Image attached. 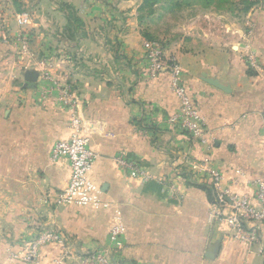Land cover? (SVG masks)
I'll list each match as a JSON object with an SVG mask.
<instances>
[{
  "label": "crops",
  "instance_id": "obj_1",
  "mask_svg": "<svg viewBox=\"0 0 264 264\" xmlns=\"http://www.w3.org/2000/svg\"><path fill=\"white\" fill-rule=\"evenodd\" d=\"M118 4L107 19L96 20L97 30H107L104 36L96 30L69 35L60 24L56 42L63 50L56 56L49 49L45 59L54 22H44V31L31 21L28 51L12 61L18 83L0 93V264H12L8 254L41 229L66 239L62 258L55 246L42 249L43 264H80L100 247L110 248L119 264H264L260 244L237 241L225 222L212 217L209 179L210 171L220 172L224 187L254 204L253 182L264 178V6L228 33L190 32L188 51L179 45L164 49L177 60L203 118L206 148L165 123L178 110L169 74L147 78L136 8ZM3 23L0 38L4 30L11 37L20 32ZM249 51L259 58L257 71L245 62ZM27 72L37 74L33 88L24 80ZM53 83L70 89L97 154L88 178L98 191L85 207L56 203L69 166L64 159L50 162L49 154L69 138L70 113ZM119 154L150 178L142 182L118 168L113 158ZM202 187L211 190L213 201ZM115 224L122 235L110 243Z\"/></svg>",
  "mask_w": 264,
  "mask_h": 264
},
{
  "label": "built area",
  "instance_id": "obj_2",
  "mask_svg": "<svg viewBox=\"0 0 264 264\" xmlns=\"http://www.w3.org/2000/svg\"><path fill=\"white\" fill-rule=\"evenodd\" d=\"M31 22L28 13H21L16 18L20 28L15 36L21 53H27L29 40L24 28ZM0 34H3L0 28ZM5 34V32H4ZM5 35L3 39H5ZM144 58L146 61V76L155 79L162 73L170 77V90L178 102V110L170 115L165 123L186 134L192 140L208 148V137L204 133V121L198 109L188 94L184 83L182 70L177 60L166 56L164 49L157 41L144 43ZM245 62L249 69L259 70L260 62L256 53L249 51L245 55ZM47 79V76L44 75ZM53 88L60 95V100L68 108L70 116L68 128L69 138L56 142L50 149V162L56 163L61 159L67 161L69 178L66 186L56 196V203L65 206L85 207L93 201L98 189L89 180L88 173L97 159V154L90 147V139L84 133L81 119L76 113L74 101L67 86L53 83ZM48 90V89H46ZM52 91V90H51ZM264 128V126H263ZM141 132V130H140ZM145 133V132H144ZM114 162L131 178L147 181L150 177L131 159L123 154L116 155ZM210 185L214 194L211 215L217 220L225 222L232 231L234 239L249 246L260 244L259 252H264V178L254 180V204L248 197L233 193L223 186V176L220 172H209ZM122 235V226L113 225L108 232V241L115 243ZM66 239L55 230L41 229L28 243L19 245L11 251L7 260L12 264H43L42 249L55 246L59 249L61 258L65 254ZM60 259H54L52 264H59ZM80 264H119L113 259L112 251L107 247H100L80 258Z\"/></svg>",
  "mask_w": 264,
  "mask_h": 264
},
{
  "label": "rangeland",
  "instance_id": "obj_3",
  "mask_svg": "<svg viewBox=\"0 0 264 264\" xmlns=\"http://www.w3.org/2000/svg\"><path fill=\"white\" fill-rule=\"evenodd\" d=\"M110 1L108 3L107 0H70L66 2L64 0H18L17 5L13 6L11 0H0V24L3 25V22L6 21L13 27L15 24V27L19 28L16 18L21 13H28L30 20L41 24L40 28L44 31L49 28L47 26L43 29L44 22H54L48 31L50 37L53 38L49 44L51 47H47L48 49L41 56L44 58L49 49L51 53L58 56L60 50H63L59 42H56L58 40L56 35L60 34L58 29L61 28L60 24L67 27L69 23L74 31L72 35L83 37L86 32L93 34L96 30V34L104 36L107 34V30H97L96 20L107 19L109 13H115V9L121 6L118 2L128 1L129 4H133V8H136L133 18L139 23L140 32L147 41H157L163 49L179 45L183 50L188 51L190 50V32L207 31L218 34L227 30L228 33L232 25L246 21L254 7L264 6V0H157L152 6H143V0ZM63 3L71 4V9L61 8ZM246 7L249 9L244 10ZM66 17L69 18V21H66ZM55 23H57L56 27H54ZM29 26L30 24L24 28L26 34L32 31ZM8 28L9 26L6 27V29ZM4 32L6 38H0V93L2 92V94L8 91V88L10 90L12 83L14 85L18 81L12 77V68L17 52L18 54L21 52L16 38L11 37L8 31L4 30ZM63 33L65 34V32ZM39 34L43 35L42 32ZM44 40L45 37L40 41ZM102 42H104V38H102ZM39 52L37 57L42 58L39 56ZM81 65L82 68H88L83 62ZM18 78L19 81L22 80L20 75Z\"/></svg>",
  "mask_w": 264,
  "mask_h": 264
},
{
  "label": "trees",
  "instance_id": "obj_4",
  "mask_svg": "<svg viewBox=\"0 0 264 264\" xmlns=\"http://www.w3.org/2000/svg\"><path fill=\"white\" fill-rule=\"evenodd\" d=\"M11 1H12L13 6H16V5H17V1H18V0H11ZM156 2H157V0H143V1H142V4H143V6H152V5H154ZM249 5H251V4H249ZM62 7H63V8H67V9H71V6L68 5L67 3H63V4L61 5V8H62ZM61 8H60V9H61ZM248 9H249V7L244 8V10H248ZM66 21H69V18H68V17H66ZM66 29H67L69 35H72V34L74 33V31L71 29L69 23H68V26L66 27ZM144 37H145V36H144ZM147 129L151 131V129H153V127H149V128H147ZM202 188H203L204 190H206L207 195H208V198L210 199V201H211V200L213 201V197H212V192H211V190H210V189H207V188H205V187H202Z\"/></svg>",
  "mask_w": 264,
  "mask_h": 264
},
{
  "label": "water",
  "instance_id": "obj_5",
  "mask_svg": "<svg viewBox=\"0 0 264 264\" xmlns=\"http://www.w3.org/2000/svg\"><path fill=\"white\" fill-rule=\"evenodd\" d=\"M24 80H25L26 85L28 86V88H33L34 84H35V82L37 80V74L35 72H27L24 75Z\"/></svg>",
  "mask_w": 264,
  "mask_h": 264
}]
</instances>
